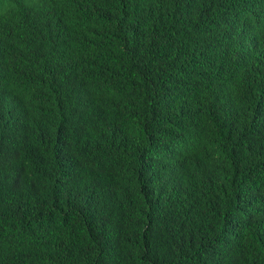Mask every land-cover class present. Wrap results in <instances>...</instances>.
I'll return each mask as SVG.
<instances>
[{
  "label": "trees",
  "instance_id": "1",
  "mask_svg": "<svg viewBox=\"0 0 264 264\" xmlns=\"http://www.w3.org/2000/svg\"><path fill=\"white\" fill-rule=\"evenodd\" d=\"M264 0H0V264H264Z\"/></svg>",
  "mask_w": 264,
  "mask_h": 264
},
{
  "label": "clouds",
  "instance_id": "2",
  "mask_svg": "<svg viewBox=\"0 0 264 264\" xmlns=\"http://www.w3.org/2000/svg\"><path fill=\"white\" fill-rule=\"evenodd\" d=\"M253 27L257 28L258 30L264 32V29L261 27V25L257 21H252Z\"/></svg>",
  "mask_w": 264,
  "mask_h": 264
}]
</instances>
